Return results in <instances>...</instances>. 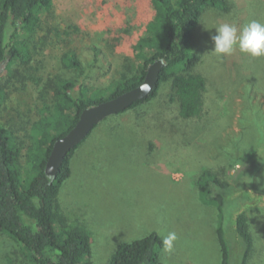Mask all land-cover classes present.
<instances>
[{
  "label": "rangeland",
  "instance_id": "1",
  "mask_svg": "<svg viewBox=\"0 0 264 264\" xmlns=\"http://www.w3.org/2000/svg\"><path fill=\"white\" fill-rule=\"evenodd\" d=\"M154 14L152 0H54L28 39L38 46L29 66H12L16 78L0 115L16 131L25 155L33 145L30 128L39 90L30 76L42 82L57 74L72 78L76 97L81 85L106 87L126 58L136 57ZM253 19L264 23V0H229L228 10H205L193 42L201 55L196 71L208 85L201 120L185 124L173 118L178 103L171 102L167 82L152 101L102 121L77 148L59 201L70 222L91 232L95 263L110 264L122 243L156 231L178 237L172 252L161 250L160 264H221L217 228L222 225L230 264H242L245 248L235 220L244 212L254 236L249 264H264V57L238 49L218 56L211 39L221 23L240 27ZM11 31L10 26L8 36ZM73 54L82 68L70 63L67 55ZM8 73L3 65L2 81ZM157 110L164 113L149 119ZM206 169L223 183L217 193L223 219L217 206L199 197L197 179ZM23 248L0 232V264H31Z\"/></svg>",
  "mask_w": 264,
  "mask_h": 264
},
{
  "label": "trees",
  "instance_id": "2",
  "mask_svg": "<svg viewBox=\"0 0 264 264\" xmlns=\"http://www.w3.org/2000/svg\"><path fill=\"white\" fill-rule=\"evenodd\" d=\"M152 3L155 14L137 43L136 57L126 58L118 78L108 86L81 85L76 97L73 91L77 84L72 78L57 74L43 83L42 78L30 76L37 80L39 90L35 106L37 116L35 121H31L30 128L33 145L26 155L16 131L0 116V232L23 245L31 264H97L90 258L91 232L84 224L70 222L59 201L60 190L72 174L74 154L86 139L68 153L56 176L50 177L45 172L54 142L75 126L85 108L136 87L144 80L150 64L163 59L166 66L155 90L110 117L152 101L167 82L171 85V102L178 103L174 109L175 120L193 124L201 120L206 111L208 85L205 76L196 71L201 55L194 49V32L207 8L228 10L229 0H152ZM53 4L54 0H0V64L7 62L6 70L9 72L5 82L0 77V115L16 78H13L15 71L12 66L16 62L29 66L38 46L29 43L28 39L35 35L41 15L51 10ZM10 26L12 31L8 36ZM67 57L75 70L83 67L77 54ZM163 113L157 110L148 118ZM28 164L32 167L29 168ZM197 186L203 203L217 206L223 219L224 208L217 195L223 189V183L218 173L211 169L203 170ZM235 225L245 248L242 264H249L254 236L246 213H238ZM217 235L221 264H230L229 243L222 225L218 226ZM162 249V237L153 231L122 243L110 264H160Z\"/></svg>",
  "mask_w": 264,
  "mask_h": 264
},
{
  "label": "water",
  "instance_id": "3",
  "mask_svg": "<svg viewBox=\"0 0 264 264\" xmlns=\"http://www.w3.org/2000/svg\"><path fill=\"white\" fill-rule=\"evenodd\" d=\"M165 66L166 61L163 59L154 61L148 67L142 83L111 99L85 108L75 126L54 142L46 162V174L50 177L56 176L68 153L83 142L98 124L150 95L157 87L159 76Z\"/></svg>",
  "mask_w": 264,
  "mask_h": 264
},
{
  "label": "clouds",
  "instance_id": "4",
  "mask_svg": "<svg viewBox=\"0 0 264 264\" xmlns=\"http://www.w3.org/2000/svg\"><path fill=\"white\" fill-rule=\"evenodd\" d=\"M211 39L214 44L212 52L218 56L231 55L238 49L240 53L253 58L264 57V23L258 20H250L240 27L228 22L221 23L215 27ZM177 238L175 232L163 236V250L172 252Z\"/></svg>",
  "mask_w": 264,
  "mask_h": 264
},
{
  "label": "flooded vegetation",
  "instance_id": "5",
  "mask_svg": "<svg viewBox=\"0 0 264 264\" xmlns=\"http://www.w3.org/2000/svg\"><path fill=\"white\" fill-rule=\"evenodd\" d=\"M7 61H9V60H7ZM2 64L0 65V70H1V68L3 67V65H7L6 63H4V62H1Z\"/></svg>",
  "mask_w": 264,
  "mask_h": 264
}]
</instances>
